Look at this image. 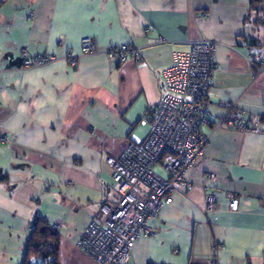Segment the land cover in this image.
Instances as JSON below:
<instances>
[{
    "label": "crops",
    "instance_id": "1",
    "mask_svg": "<svg viewBox=\"0 0 264 264\" xmlns=\"http://www.w3.org/2000/svg\"><path fill=\"white\" fill-rule=\"evenodd\" d=\"M249 1L0 4V126L9 138L0 143V264H22L38 217L64 225L57 230L59 264H95L76 241L103 203L117 201L107 161L129 141L144 139L149 127L140 120L160 104L161 74L172 51L200 40L216 43L218 67L206 93L210 121L235 102L262 132H211L186 172L187 185H178L173 201L148 220L154 234L134 241L128 264H264V5ZM88 36L96 53L78 57L74 66L62 59L77 56ZM157 39L163 42L153 44ZM123 44L141 47L139 64L111 62L102 53ZM24 50L29 57L59 58L21 69ZM210 171L217 174L210 184L217 209L206 214L204 177ZM228 194L239 199L234 212Z\"/></svg>",
    "mask_w": 264,
    "mask_h": 264
},
{
    "label": "built area",
    "instance_id": "2",
    "mask_svg": "<svg viewBox=\"0 0 264 264\" xmlns=\"http://www.w3.org/2000/svg\"><path fill=\"white\" fill-rule=\"evenodd\" d=\"M4 2L0 0V4ZM32 13L29 19L33 18ZM205 15L206 12L201 14L202 17ZM161 42L162 39H157L153 44ZM79 48L77 56L67 54L62 59L74 66L78 57L96 53L94 40L89 36L80 40ZM140 49L137 45L123 44L111 46L102 53L111 62L123 64L133 60L139 64ZM215 49V42L200 40L192 42L188 49L172 51V62L161 74L165 93L160 104L151 115L140 120V124L149 127L147 135L142 140L129 141L116 158L108 159L117 201L103 203L99 215L88 223L76 241L78 248L95 264L129 263L134 241L143 234H154L147 226L148 220L154 219L165 204L173 201L178 185H187L186 172L203 155L211 132L219 129L262 132L258 122L246 119L235 102L225 105L224 113L210 121L206 93L214 84L218 67ZM58 58L51 54L29 57L24 50L19 68L43 67ZM8 142L9 138L0 126V143ZM216 180L217 174L211 171L204 177L206 214L217 209V192L210 185ZM227 204L228 210L234 212L239 208V199L228 194ZM51 226L58 230L64 225L53 222Z\"/></svg>",
    "mask_w": 264,
    "mask_h": 264
},
{
    "label": "trees",
    "instance_id": "3",
    "mask_svg": "<svg viewBox=\"0 0 264 264\" xmlns=\"http://www.w3.org/2000/svg\"><path fill=\"white\" fill-rule=\"evenodd\" d=\"M250 5L260 8L264 0H250ZM29 231V238L25 243V252L22 264H31V257L39 260L38 264H59L58 263V242L59 234L51 224L36 218Z\"/></svg>",
    "mask_w": 264,
    "mask_h": 264
},
{
    "label": "water",
    "instance_id": "4",
    "mask_svg": "<svg viewBox=\"0 0 264 264\" xmlns=\"http://www.w3.org/2000/svg\"><path fill=\"white\" fill-rule=\"evenodd\" d=\"M249 264V263H248Z\"/></svg>",
    "mask_w": 264,
    "mask_h": 264
}]
</instances>
